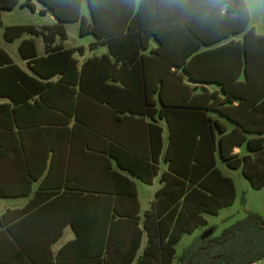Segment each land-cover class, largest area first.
<instances>
[{"label": "trees", "instance_id": "trees-1", "mask_svg": "<svg viewBox=\"0 0 264 264\" xmlns=\"http://www.w3.org/2000/svg\"><path fill=\"white\" fill-rule=\"evenodd\" d=\"M30 1L24 0L21 5L33 9ZM39 1L58 21L53 27L43 28L49 30L45 39L55 34L65 39L63 22L79 21L80 35L96 36L92 48L107 47L106 54L88 59L78 71L75 67L76 128L82 125L89 134L98 133L97 120L83 117L85 110L98 114L104 103L114 106L104 91L119 89L123 100L120 106H114V112L123 113V117L125 113H129L127 117L137 114L139 132L154 127L151 146L157 161L161 128L145 118L166 121L165 185L156 193L160 200L155 210L145 214L149 249L155 244L154 264H253L263 259L264 217L254 212L223 229L219 236H195L177 257L173 247L184 234L194 233L206 222L203 213L216 214L233 202L234 185L216 166V150L226 166L241 169L252 187L264 186V35L249 26L244 1L139 0L136 4L135 0H87L90 20L80 13L81 0ZM17 4L18 0H0V11ZM41 31L32 25H12L5 27L4 36L12 40L24 32ZM238 33L241 40L230 38ZM151 40H155V47L150 46ZM220 41L217 46L198 50ZM47 49L48 57L36 58L32 39H24L19 45L22 57L33 59L28 63L36 73L45 75L39 62L52 56L68 58L76 66L71 58L73 49L61 45ZM108 55L115 60L110 62ZM0 63H6L22 78L27 76L2 49ZM64 69L60 66L63 75L55 84L68 81ZM184 74L188 82L218 85L219 93L205 88L195 92L196 86L185 82ZM49 84L40 83L43 100ZM148 137L151 139L150 130ZM243 150L256 155V159ZM155 172L156 166L151 173ZM162 202L166 206L161 209ZM151 216L153 230L147 223ZM211 229L213 232L214 227ZM50 262L49 257L28 264Z\"/></svg>", "mask_w": 264, "mask_h": 264}, {"label": "crops", "instance_id": "crops-1", "mask_svg": "<svg viewBox=\"0 0 264 264\" xmlns=\"http://www.w3.org/2000/svg\"><path fill=\"white\" fill-rule=\"evenodd\" d=\"M23 1L18 0L13 8L0 11V49L27 75L22 78L6 63H0V264H28L49 257L51 262L46 264H58V261L61 264H154L155 244L149 249L145 214L155 210L160 200L156 193L165 185L166 121L145 118L147 123L161 128L157 161L151 146L154 127L139 132L137 114L127 117L129 113H125L123 117V113L114 112V106H120L123 100L119 89L104 91L114 106L104 103L98 114L85 110L83 117L97 120L98 133L89 134L82 125L76 128L75 67L78 71L88 59L106 54L107 47L92 48L96 36L80 35L79 21L63 22L65 39L58 34L45 39L49 30L43 28L55 26L56 17L39 0L30 1L33 9L21 5ZM243 1L249 26L255 33L264 35L256 31L250 8ZM259 2L264 18V0ZM16 6L26 7L32 13L38 11L48 18V23L32 25L43 32H24L7 40L4 30L12 25H2L1 16ZM80 13L90 20L87 0H81ZM69 24L77 28L69 31ZM76 35L89 36L92 40L87 44H68L69 37L75 39ZM230 38L241 40L242 34ZM24 39L33 40L36 58L48 57L47 48L55 45L73 49L71 58L76 66L68 58L52 56L39 62V69L45 75L32 71L28 60L32 63L33 59H25L19 51ZM150 46H156L155 40L150 41ZM108 56L110 62L115 60L114 56ZM60 66L65 68L68 80L63 85L55 84L63 75ZM55 70L58 72L48 77ZM186 76L184 81L188 82ZM41 82L50 83L44 100L39 94L43 90ZM188 83L196 86L195 92L205 88L219 93L214 83ZM108 84L120 85L113 81ZM215 137L217 140V132ZM238 150L236 146L234 151ZM243 153L254 155L247 150ZM214 157L217 166V150ZM154 166L156 172L151 173ZM165 206L164 202L160 204L161 209ZM148 222L153 230L154 218L151 216Z\"/></svg>", "mask_w": 264, "mask_h": 264}, {"label": "rangeland", "instance_id": "rangeland-1", "mask_svg": "<svg viewBox=\"0 0 264 264\" xmlns=\"http://www.w3.org/2000/svg\"><path fill=\"white\" fill-rule=\"evenodd\" d=\"M251 11V20L255 25L256 31L264 33V18L262 9L260 12L259 0H245ZM2 25H40L48 23V18L42 17L38 11L32 13L26 7L16 6L13 11H4L1 16ZM68 30H74V24H69ZM92 38L89 36L80 37L75 36V39L69 37L68 44H87ZM256 155L254 158L256 159ZM217 167L221 173L229 177L234 185V199L228 206H222L216 214L203 213L205 223L200 225L193 234H186L176 244L175 250L177 257L183 248L187 246L195 236H201V234L211 227H214L212 232L213 236H219L223 229L229 227L236 221L242 220L247 216L248 212H254L264 217V186L260 188H254L251 186L249 180L241 173V169H232L226 166V164L218 158L216 160ZM176 259V258H175ZM175 262V260H174ZM264 264V258L253 263Z\"/></svg>", "mask_w": 264, "mask_h": 264}, {"label": "water", "instance_id": "water-1", "mask_svg": "<svg viewBox=\"0 0 264 264\" xmlns=\"http://www.w3.org/2000/svg\"><path fill=\"white\" fill-rule=\"evenodd\" d=\"M264 224V223H263ZM210 234H212V229L209 228V229H206L202 234H201V238H206L208 237Z\"/></svg>", "mask_w": 264, "mask_h": 264}]
</instances>
